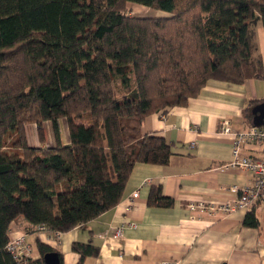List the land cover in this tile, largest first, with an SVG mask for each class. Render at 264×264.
Segmentation results:
<instances>
[{"label": "trees", "instance_id": "16d2710c", "mask_svg": "<svg viewBox=\"0 0 264 264\" xmlns=\"http://www.w3.org/2000/svg\"><path fill=\"white\" fill-rule=\"evenodd\" d=\"M129 3L160 14L134 16ZM258 23L264 0H0V264L56 251L35 238L38 258L17 262L6 248L17 220L67 232L114 207L136 163H169L172 144L141 134L148 115L186 105L209 80L262 79ZM262 101L245 108L249 121ZM43 122L53 143L29 145L25 124L43 143ZM147 203L173 200L151 186ZM242 224L258 226L253 209ZM71 249L77 264L99 254Z\"/></svg>", "mask_w": 264, "mask_h": 264}, {"label": "crops", "instance_id": "0c3cea01", "mask_svg": "<svg viewBox=\"0 0 264 264\" xmlns=\"http://www.w3.org/2000/svg\"><path fill=\"white\" fill-rule=\"evenodd\" d=\"M159 13V12H158ZM257 54L263 65L262 79H247L240 84L209 80L186 105L174 106L164 113L148 115L141 134H157L172 144L173 155L167 165L136 163L128 177L120 201L95 219L58 233L26 230L19 219L11 224L10 234H25L33 259L39 253L35 238L61 254L62 264H77L79 254L73 242L92 243L99 248L96 257L84 264H264V204L251 209L258 218L257 227L242 224L250 210L231 213L191 210L189 204H218L232 201L231 186H248L253 173L232 166L233 135L220 131L226 119L233 133L252 125L244 114L250 101L264 99V29L254 28ZM48 123V122H46ZM62 141H68L64 121L60 123ZM48 138L53 143L52 133ZM32 146L39 147V144ZM43 146V145H42ZM241 156L259 159L264 148L258 144L242 146ZM151 186H160L162 194L173 200L169 207L147 203ZM138 196L131 199L133 192ZM131 224H135L132 227ZM123 226L115 238L111 229Z\"/></svg>", "mask_w": 264, "mask_h": 264}, {"label": "built area", "instance_id": "2783aa9c", "mask_svg": "<svg viewBox=\"0 0 264 264\" xmlns=\"http://www.w3.org/2000/svg\"><path fill=\"white\" fill-rule=\"evenodd\" d=\"M220 131L233 135L232 142V166H240L250 170L254 179L251 185L248 186H231L230 190L236 193V198L232 201L222 202L218 204H189L191 210H198L201 212H222L231 213L238 210H250L255 204H264V156L259 159H252L240 155L242 146L247 144H258L264 148V124L260 126H249L248 128L233 133L230 129L228 120L224 119L220 123ZM138 196V190L132 193L133 200ZM135 227V224H131ZM45 227L40 225L37 231H45ZM123 226L114 227L111 229L112 236L118 238L122 236ZM6 248L8 252L16 259L17 262L26 261L27 258L32 257V247L26 240L25 234H17L11 236ZM162 264H174V262L164 261Z\"/></svg>", "mask_w": 264, "mask_h": 264}, {"label": "rangeland", "instance_id": "374dc122", "mask_svg": "<svg viewBox=\"0 0 264 264\" xmlns=\"http://www.w3.org/2000/svg\"><path fill=\"white\" fill-rule=\"evenodd\" d=\"M128 7V11L130 14L134 16H154L159 15L160 13L153 11L151 9H148L146 7H142L136 4H126ZM258 84H264L263 81H260ZM41 128L43 130L44 135V142L40 143L39 137H38V125L36 123H27L25 124V136L26 141L29 145L33 144H39V145H45L51 143V140L48 138V134L51 132L49 123L43 122L41 124ZM28 242V241H27ZM29 243V242H28Z\"/></svg>", "mask_w": 264, "mask_h": 264}, {"label": "water", "instance_id": "95a60500", "mask_svg": "<svg viewBox=\"0 0 264 264\" xmlns=\"http://www.w3.org/2000/svg\"><path fill=\"white\" fill-rule=\"evenodd\" d=\"M252 113V125L260 126L264 124V101L254 105L251 108ZM45 264H59V256L56 251H50L43 255Z\"/></svg>", "mask_w": 264, "mask_h": 264}]
</instances>
